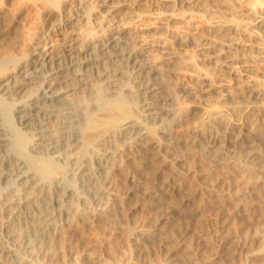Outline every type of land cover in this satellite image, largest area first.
Masks as SVG:
<instances>
[{"label": "bare ground", "instance_id": "bare-ground-1", "mask_svg": "<svg viewBox=\"0 0 264 264\" xmlns=\"http://www.w3.org/2000/svg\"><path fill=\"white\" fill-rule=\"evenodd\" d=\"M121 8L133 15L126 23L204 21L196 34L176 38L166 25L151 38L188 48L170 60L197 73L198 96L221 106L190 103L192 89L170 81L169 61L134 41L147 31L120 28ZM253 21L264 38V10L238 0H0V264H116L102 253L58 263L56 244L78 223L102 220L119 233L129 216L119 219L125 192L161 211L133 238L136 250L167 242L162 223L179 217L193 221L176 225L203 247L217 236L215 253L232 260L241 248L263 260L264 54L237 47ZM68 30V39L51 42ZM242 72L240 91L214 89L216 76ZM171 241L163 264H191L196 250Z\"/></svg>", "mask_w": 264, "mask_h": 264}, {"label": "rangeland", "instance_id": "rangeland-1", "mask_svg": "<svg viewBox=\"0 0 264 264\" xmlns=\"http://www.w3.org/2000/svg\"><path fill=\"white\" fill-rule=\"evenodd\" d=\"M238 1L246 9L252 11L253 13L257 12L258 9L264 10V0ZM103 8L107 9L105 6L101 8L97 7L95 12H93V16L99 15L102 12L99 9ZM120 11H123L121 16L123 15L124 18H126L125 20L120 21V28L123 30H128L133 34L137 32L141 34L142 32L147 31L146 34H148V36L146 38H144V35H140L135 37L134 41L143 46H150L151 54L156 57L159 62L169 61L166 68L170 81L177 87H188L189 89H192V95L188 97V100H191L190 103L204 105L205 109L209 112L215 108L214 106H221L223 101L221 98H215L209 94L207 98L198 96L200 93L198 88V78L200 79V77L197 73L185 68H180L174 61L170 60V58L175 60L178 56L187 54L188 48L171 47V45H168L169 41H163L157 38L156 42H154L151 38V34H153L155 30H158L159 32V30L161 31L163 29L162 26L165 27L166 25H168L167 32L176 33V35H173L176 38L181 37L184 34H196L197 29L202 28L205 25L204 21L192 19L190 21V24L192 25L191 28L187 27L186 21L175 18L169 20L168 23H166L163 19H152L150 17H144L143 20H133L130 23H126L130 17H133V15L131 16L130 13L123 14L125 13V8H121ZM109 17L110 16H108V18ZM258 22L259 21H253L250 23V25H247V28L251 32L247 33L244 39H240L237 42V47H239V49L246 50V53H248L247 49L250 48L254 51L264 54V38L261 36L262 33L260 30L258 31L254 29L255 24ZM78 27H76L73 32H76L74 37L79 38L78 33H80L82 31L81 29H84L85 26L81 27L80 30ZM69 30L65 33L56 34L52 38L51 42L53 41V44H58L61 43L62 39H68L67 33L70 32ZM48 33L49 31L44 32L45 35ZM175 37H172L171 40ZM76 44H80V40H78V43ZM48 45H50V43ZM255 66L256 65L253 64L252 68H256ZM236 74L237 75L234 74V78L216 76L218 81L214 85V89L220 90L222 87L226 89L236 87L239 89L238 91H240L245 85L246 81H242V78L246 76V73L242 72ZM226 75L229 74L226 73ZM114 181L118 191L123 193L125 190V183L118 180L117 178H114ZM126 195V192L123 193L122 198L120 199L123 202L122 205H124L125 208L123 209L124 211L122 210V213L119 214V219L123 220V214L128 213L129 216L125 221L126 223L121 221L122 225L120 232L112 233L108 225L104 224L102 220L95 222L92 225L78 223L75 226L70 227L66 232L68 242L65 244H56V251L60 257L58 263L65 262L69 255H75L77 253H79L80 257H83L86 262H88L93 254L102 253L106 258L110 259L111 261H115L116 264H130L132 262L135 264H163L167 255L166 246L168 247L174 244L171 239L179 240V238H181V240L190 245V248L196 250V254H194V256L190 259L191 264H264V259L262 260L256 258L254 261L248 260L245 250L241 248H237L234 251V254H232V260H229L223 254L220 255L218 252L215 253L216 249L214 247L221 241L217 236L211 237L209 239L211 246L207 244V246L203 247V242H200L198 237L191 239L188 237V233L185 235L183 233L184 230L181 231L178 229V223L184 222V226L188 227V225L193 221L191 219L186 220L179 217H177L179 221H177V225L174 224V222H165L164 224L162 223L164 231H168L166 236L168 239L167 242H165L167 245L165 243L162 244V242L158 240H153L150 242L148 241V244L146 243V245L141 250H136L132 243L133 238L137 235H140L138 234L139 231H147L153 228L154 223L161 214V211L156 208L148 209L145 206L136 205V203H133L130 199H128V197H126ZM199 215L201 218L207 217L209 215V210L204 204L201 205ZM233 221L236 222L235 219ZM91 226L93 227L89 229L88 227ZM127 226H129V232L127 231ZM89 231H92L93 233H89ZM238 233L246 236L249 234V231L242 228ZM127 234L129 235L128 239L130 241L127 240ZM186 237L188 238L186 239ZM86 253L90 254L87 256ZM90 260L93 261V258Z\"/></svg>", "mask_w": 264, "mask_h": 264}]
</instances>
